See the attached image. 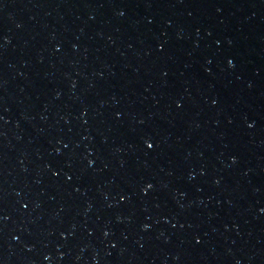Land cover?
<instances>
[{
  "label": "water",
  "instance_id": "95a60500",
  "mask_svg": "<svg viewBox=\"0 0 264 264\" xmlns=\"http://www.w3.org/2000/svg\"><path fill=\"white\" fill-rule=\"evenodd\" d=\"M0 264H264V0H0Z\"/></svg>",
  "mask_w": 264,
  "mask_h": 264
}]
</instances>
